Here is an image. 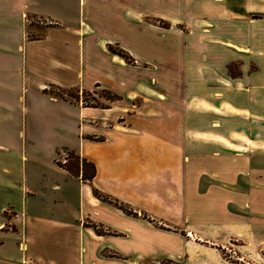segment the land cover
<instances>
[{
	"label": "crops",
	"instance_id": "obj_1",
	"mask_svg": "<svg viewBox=\"0 0 264 264\" xmlns=\"http://www.w3.org/2000/svg\"><path fill=\"white\" fill-rule=\"evenodd\" d=\"M162 261L264 264V0H0V264Z\"/></svg>",
	"mask_w": 264,
	"mask_h": 264
},
{
	"label": "trees",
	"instance_id": "obj_2",
	"mask_svg": "<svg viewBox=\"0 0 264 264\" xmlns=\"http://www.w3.org/2000/svg\"><path fill=\"white\" fill-rule=\"evenodd\" d=\"M160 24L162 25H167V23L159 20L158 21ZM33 23L30 22L29 25L31 26ZM28 36L30 38H34L35 36L31 35L30 33L28 34ZM109 50L122 56L127 62H134V59L132 58V56L126 51L124 50L123 48L119 47L118 45H109L108 46ZM106 95H104L105 98L109 99V100H114V99H117L119 98V96L110 91V90H107V89H102ZM51 93L55 94L56 96H60L62 98H64L62 96V94L60 93H55L53 91L50 90ZM77 99L79 100V96H77ZM93 100H95L96 102L94 103H87L85 100H84V104L83 105H89V106H95V107H98V106H106V104H100L99 101L96 99V97H92ZM78 157V156H77ZM80 158V157H79ZM80 162H76L69 159V156H68V159H67V162L66 163H63L62 165H64L66 167V169H68V171H70L72 174H79L81 172V176H82V179L86 180V181H91V179L93 178V176L95 175V166L93 163L91 162H88L86 161L85 159H80L79 160ZM92 192L93 194L98 197L99 199L103 200V201H106V202H109V203H112L113 205L121 208L125 213L127 214H132V215H137L138 212L133 209L129 204L127 203H124L123 201H120L118 200L117 198H114L102 191H100L99 189H97L96 187H93L92 188ZM142 215L144 217H148L145 213H142ZM150 218V217H148ZM152 220V219H151ZM86 225L88 226H91L94 228V230L98 233H112V231H110L109 229L107 228H104L102 225L100 224H96V223H93V222H86L85 223ZM162 264H176V263H171L170 261L168 262H161Z\"/></svg>",
	"mask_w": 264,
	"mask_h": 264
},
{
	"label": "rangeland",
	"instance_id": "obj_3",
	"mask_svg": "<svg viewBox=\"0 0 264 264\" xmlns=\"http://www.w3.org/2000/svg\"><path fill=\"white\" fill-rule=\"evenodd\" d=\"M30 22L33 23L30 26V30H29L31 35L36 36V35H40L43 33L42 29L46 26L45 23H41L39 18H31V17H30ZM32 26H36L38 28V30L35 31ZM50 90L55 92V93L62 94V96L64 98L69 99L73 102H78V101L80 102L81 101V103H83V104H84V100L89 104L96 102L95 100L92 99V97H96V99L99 101L100 104L106 103V99H107L104 97V95H106L105 92L100 88L94 89L93 91H89V90H84V89L81 90L78 87H72V88L50 87ZM77 96H79V100L77 99ZM64 114H66V113L62 111V120L64 117H66ZM68 124L70 126H72L73 124H75L74 120H73V122L69 121ZM64 152L68 153L69 159L75 161V163L80 162L79 161L80 158L76 153H74L72 151L71 152L70 151H64ZM60 154H61L60 157H63L62 155L64 153L62 151ZM224 254L226 255L227 259H230V260L234 259V255H230V252H225Z\"/></svg>",
	"mask_w": 264,
	"mask_h": 264
},
{
	"label": "built area",
	"instance_id": "obj_4",
	"mask_svg": "<svg viewBox=\"0 0 264 264\" xmlns=\"http://www.w3.org/2000/svg\"><path fill=\"white\" fill-rule=\"evenodd\" d=\"M61 162L62 163H66L67 162V156L66 155L64 157H62Z\"/></svg>",
	"mask_w": 264,
	"mask_h": 264
}]
</instances>
